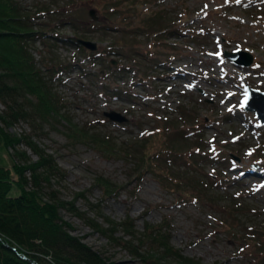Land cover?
Wrapping results in <instances>:
<instances>
[{"label":"rangeland","instance_id":"374dc122","mask_svg":"<svg viewBox=\"0 0 264 264\" xmlns=\"http://www.w3.org/2000/svg\"><path fill=\"white\" fill-rule=\"evenodd\" d=\"M22 1L51 7L41 16L51 20V32L74 36L76 30L83 31L98 42L92 56H81L89 72L72 66L53 78L64 99L63 115H30L7 126L28 131L64 167L63 174H53L46 182L47 192L74 197L87 215L101 211L95 216L99 220L102 215L120 219L128 214L138 229L145 219L164 216L171 224V241L204 264H264V246L249 248L252 235L264 241V122L242 103L247 84L264 89V0ZM151 17L156 18L149 25L155 33L133 25H148ZM168 24L176 25V31L159 29ZM49 42L34 40L35 55L47 54ZM51 43L59 55L74 59L75 44L60 38ZM237 47L252 52L250 63H236L224 53ZM183 106L193 110L190 119L181 115ZM105 108L122 111L127 119H113ZM168 122L187 127L189 138L177 135L174 142L181 149L189 150L195 135L202 134L203 157H208L197 165L181 155L171 161L184 188L195 192L199 182L207 184L199 198L164 186L150 170L134 175L142 134ZM72 125L108 131L116 144L129 143L133 154L106 156ZM17 146L36 157L24 141ZM8 148L19 158L13 145ZM157 158L162 166L164 158ZM11 160L0 139V162ZM97 173L119 184L118 193L99 198ZM60 212L72 221L74 232L114 259L111 264H141L122 243L89 225L86 214L77 215L66 206Z\"/></svg>","mask_w":264,"mask_h":264},{"label":"trees","instance_id":"16d2710c","mask_svg":"<svg viewBox=\"0 0 264 264\" xmlns=\"http://www.w3.org/2000/svg\"><path fill=\"white\" fill-rule=\"evenodd\" d=\"M134 1L127 0V4ZM50 9L45 2L28 5L22 0H0V100L3 102L0 107V139L12 155L10 163L0 162V264H111L114 259L74 232L72 221L61 214L60 206H66L75 214L85 216L86 211L75 205V198L59 197L44 188L53 174L64 173V167L58 163L55 154L33 139L28 131L10 130L7 127L21 117L30 115L39 119L63 115L61 107L64 99L53 82L54 76L72 66L89 72L81 56L84 53L92 56L90 53H94V50L74 38L85 33L76 30V35L72 36L59 31L51 32V20L41 18ZM148 12L150 16L153 14ZM71 20L72 26H78L74 19ZM148 20V25H133L155 33L156 29L149 25L156 18ZM173 28L176 31L177 26L168 24L159 27L161 31L169 32ZM37 38L51 42L60 38L75 44L78 53L74 59H68L59 55L49 42L47 54L36 56L32 46H36L34 40ZM180 113L187 120L193 115V110L183 106ZM168 123L157 124L142 134L138 141L142 146L134 175L141 177L145 170H150L164 186L199 198L197 196L207 184L199 182L195 192L184 188V180L171 161L176 155H181L188 163L197 165L200 159L208 157H203L202 134L195 135L189 150L181 149L174 142L177 135L189 138L186 135L187 127ZM72 130L92 139L106 156L133 154L131 149H127L129 143L116 144V139L108 131H91L83 128V125H72ZM20 141H24L36 153V157H31L26 147H18ZM9 145L14 146L13 152L19 158L12 154ZM157 157L164 158L162 166L158 164ZM95 178L102 191L99 198L118 193L120 185L108 176L97 173ZM88 203L86 208L90 207L91 203ZM94 214L100 216L102 212ZM86 216L89 225L109 239L122 243L129 252L138 256L141 264H204L199 258L184 253L180 246L171 241V224L164 216L156 221L145 219L141 229L135 227L128 214L120 219L102 215V220L94 215ZM121 226L123 230L119 233L117 230ZM252 237L249 248H263L264 241L254 235Z\"/></svg>","mask_w":264,"mask_h":264},{"label":"water","instance_id":"95a60500","mask_svg":"<svg viewBox=\"0 0 264 264\" xmlns=\"http://www.w3.org/2000/svg\"><path fill=\"white\" fill-rule=\"evenodd\" d=\"M95 8L92 6L90 8V12L94 13ZM76 41L84 44L89 48H96L98 42L96 39H91L89 37L84 36H74ZM224 53L231 57L236 63H245L248 64L253 59V54L248 49H243L241 47H237L235 49H224ZM243 105L246 108L253 109L258 116L260 122H264V89H260L258 87L247 84V91L242 101ZM105 114L113 119L123 120L127 119V115L122 111H119L115 108H105L103 110Z\"/></svg>","mask_w":264,"mask_h":264}]
</instances>
